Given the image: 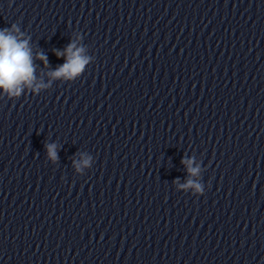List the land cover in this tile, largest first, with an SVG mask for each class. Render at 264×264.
<instances>
[{"label": "clouds", "instance_id": "9594fccd", "mask_svg": "<svg viewBox=\"0 0 264 264\" xmlns=\"http://www.w3.org/2000/svg\"><path fill=\"white\" fill-rule=\"evenodd\" d=\"M24 33L16 24H12L11 28L0 29V91L10 100L17 99L25 91L29 89L34 93H39L41 89L50 87L42 81L37 83L35 73L34 59H39L47 66V56L42 52L36 53L33 56L32 49L29 44V39L23 38ZM86 49L78 47L76 41L70 42L63 50H55L57 58H65V62L57 67L54 71L48 73L53 79L64 78L72 80L84 72L86 65L91 57L85 55ZM47 153L51 160L58 159L56 153V145L47 144ZM186 165L191 176L195 177L200 172L199 166L193 167V160L185 159L181 161ZM89 165V158L82 159L81 162H74L77 171L82 167ZM182 189H194L196 193L203 195V188L199 183H195L189 179L186 184H179Z\"/></svg>", "mask_w": 264, "mask_h": 264}]
</instances>
